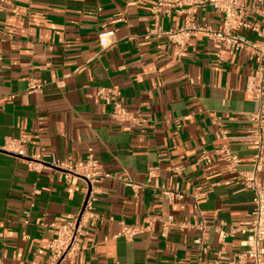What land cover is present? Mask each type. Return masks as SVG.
<instances>
[{
    "label": "crops",
    "instance_id": "0c3cea01",
    "mask_svg": "<svg viewBox=\"0 0 264 264\" xmlns=\"http://www.w3.org/2000/svg\"><path fill=\"white\" fill-rule=\"evenodd\" d=\"M156 3H0V148L14 138L26 153L19 158L0 150L4 264H50L54 225L70 221L84 202L83 179L49 167L34 170L30 161L51 154L85 160L90 149L100 172L130 178L134 186L117 177L99 185V218L84 229L79 255L62 264H250L236 257L242 235L220 239V231L250 222L254 210L253 192L229 171L221 150L227 146L240 158V171L252 169L246 116L258 105L246 88L253 63L203 36L182 52L166 39H147ZM263 11L252 20L263 24ZM201 14L214 26L221 21L210 7ZM181 21L175 10L164 9L160 26L178 28ZM101 33H112L104 49ZM32 80L44 82L43 90L28 92ZM102 89L117 90L118 102L146 122L114 121L112 107L98 96ZM221 129L228 139L217 138ZM176 184L185 198L171 202L163 190ZM196 194L205 197L196 200ZM170 218L175 225L164 237ZM125 227L146 230L127 241Z\"/></svg>",
    "mask_w": 264,
    "mask_h": 264
},
{
    "label": "built area",
    "instance_id": "2783aa9c",
    "mask_svg": "<svg viewBox=\"0 0 264 264\" xmlns=\"http://www.w3.org/2000/svg\"><path fill=\"white\" fill-rule=\"evenodd\" d=\"M9 2L10 0H0L1 4ZM249 3L250 0H157L156 5L151 9L152 24L146 38L166 39L182 52L193 38L203 36L213 41L219 49L244 52L253 63L254 75L249 78L246 88L247 93L258 105L256 112L246 116L252 136V169L240 171V158L232 154L227 146L221 150V158L227 162L229 171L238 175V181L243 189L253 192L254 210L250 222L230 232L220 231V239L225 241L242 235L244 237L243 251L236 257L242 263L249 261L250 264H264V177L261 175L264 169V23L261 24L251 18L257 9L264 6V0H253L252 5ZM208 7L221 16V21L216 26L210 24L207 17L201 14H205ZM164 9L175 10L182 17L178 28H161L160 17ZM261 13L264 17V11ZM247 33H251L254 37H249ZM110 34L112 33L99 35L100 46L103 49L109 46L107 37ZM44 86V82L32 80L29 83L28 92H40ZM60 86L63 84L60 83ZM98 96L112 107L111 117L114 121L132 127L141 126L146 122L136 112L128 110L118 102L120 93L117 90L102 89L98 92ZM216 135L218 139L229 137L228 131L224 129ZM0 150L19 158L26 157L23 142L14 138H6ZM209 159V155L203 152L201 161L208 164ZM29 166L34 170H38L40 166L59 170L64 172L67 178L83 179L87 185L80 212L65 224L54 225V238L48 245L50 264H62L66 260L77 257L81 252L84 229L94 224L99 218L96 203L101 194L99 185L102 182L117 177L119 180L123 179L127 186H134L130 178L100 172L99 162L92 149L89 150L85 160L65 162L51 154L39 160H31ZM176 172H180L179 168ZM150 175L153 176L154 172L152 171ZM163 191L171 202L185 198V193L181 191L178 184L173 188H164ZM194 197L199 200L204 198L205 194H196ZM174 225L173 218L164 223V237L168 229ZM145 230V227H125L122 236L125 240L132 241ZM215 255L220 260L224 259L221 252ZM0 264H4L1 258Z\"/></svg>",
    "mask_w": 264,
    "mask_h": 264
}]
</instances>
